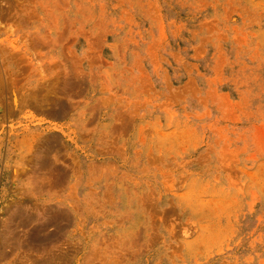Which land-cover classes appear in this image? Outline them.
<instances>
[{
  "label": "rangeland",
  "instance_id": "1",
  "mask_svg": "<svg viewBox=\"0 0 264 264\" xmlns=\"http://www.w3.org/2000/svg\"><path fill=\"white\" fill-rule=\"evenodd\" d=\"M0 264H264V0H0Z\"/></svg>",
  "mask_w": 264,
  "mask_h": 264
}]
</instances>
